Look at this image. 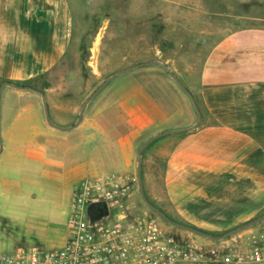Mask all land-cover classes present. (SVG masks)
<instances>
[{"label": "crops", "instance_id": "0c3cea01", "mask_svg": "<svg viewBox=\"0 0 264 264\" xmlns=\"http://www.w3.org/2000/svg\"><path fill=\"white\" fill-rule=\"evenodd\" d=\"M71 1L0 0V86L10 83L42 91L45 76L58 71L64 58L76 48ZM239 1L240 5L249 2ZM214 19V44L197 78L195 101L202 116L199 125L182 130L197 120L187 100L179 98V106L172 105L170 97L168 103L173 107H165L155 99L153 93L161 91L158 81L164 80V69L152 64L133 69L132 121L136 130L125 134L114 128V137L116 146L133 151L136 141L139 148L156 134L176 131L153 140L143 150L141 175L144 187L145 183L151 184H147L145 191H149L150 201L174 222L222 232L264 215V17L231 13L219 14ZM217 23L219 26L215 27ZM0 95L5 96L4 113L12 111L8 110L11 106L7 100L11 95L16 96L17 102L16 109L12 107L13 121L6 123L16 128L3 131L0 160L17 158L40 163V174L47 178L55 172L46 170L44 165H64L69 170L64 180L72 193L77 182L85 177L87 164L81 158L70 157L74 147L61 145L59 155V144L53 139H73L76 132H65L77 128L91 134L105 132L104 127L111 122L98 121L119 115L100 112L89 118L86 110L76 127L62 131L49 128L45 120L39 123L43 114L37 93L4 85ZM18 97L32 104L22 105ZM73 113L70 109L67 116H55L71 118ZM6 118L8 114L1 112V119ZM133 164L132 157L126 168L131 171ZM22 174L30 176L33 172L22 169ZM260 223L250 229L264 233Z\"/></svg>", "mask_w": 264, "mask_h": 264}, {"label": "rangeland", "instance_id": "374dc122", "mask_svg": "<svg viewBox=\"0 0 264 264\" xmlns=\"http://www.w3.org/2000/svg\"><path fill=\"white\" fill-rule=\"evenodd\" d=\"M239 2L72 0L74 25L77 29L76 48L64 58L58 71L45 76L41 86L42 92L48 97L45 100L51 121L54 124V121L65 122L66 125L74 124L85 100L108 77L129 66L151 61L168 65L196 99L198 73L214 44L211 33L214 30V18L219 14L231 13L264 17V0H249L247 5H240ZM218 26L219 23L215 27ZM134 70L113 79L86 107V117L89 118L100 112H112L119 117L111 120L95 119L98 122H111L104 127L105 132L91 134L89 130L80 132L77 128L65 132H76L73 139H53L52 142L59 144V155L62 154L61 145L74 147L69 155L73 160L81 158L87 164L84 168L86 178L110 174H121L130 178L131 206L142 213L143 209L151 211L150 214L162 224L163 230L171 233L174 239L185 241L203 253L215 250L228 241H242L254 236L259 238L264 234L263 230L252 231V227H249L222 240L208 239L168 225L143 203L138 191L136 172L135 151L138 149V141L134 142L135 150L130 151L129 148L116 146L114 137L117 132L114 128L125 131V134L136 130L132 121ZM163 76L164 80L160 78L158 81L162 86L161 91L153 93L155 99L160 100L163 106L171 107L179 106L176 99L181 98L187 100L191 107L190 99L167 77L165 70ZM15 97L11 95L7 99L8 106H11L8 110L13 111V106L16 109ZM170 97L173 98L172 105L168 103ZM165 99L167 104L164 103ZM19 101L27 107L32 104L26 98ZM4 104L5 96L0 95V144H3V131L7 127L16 128L13 124L6 125L13 121V112L4 113ZM70 109L75 112L71 118H56L55 113L67 116ZM40 111L43 114L38 120L41 124L45 120L43 105ZM1 112L2 115L8 114V118L1 119ZM46 126L50 125L46 123ZM44 138L48 137L45 135ZM148 149L149 147L145 152ZM132 157L134 164L129 171L126 163ZM44 167L55 172V175L50 178L42 177L40 163L17 158L0 160V252H8L16 247L55 250L63 246L71 203V186L64 180V174L69 170L64 165L59 167L46 164ZM22 169H29L33 174L26 176L22 174ZM141 180L147 200L158 208L150 201L149 191H145L147 184H151L145 183L144 187L142 175ZM251 220L238 224L237 228ZM260 224L264 226V221ZM202 231L215 236L229 232Z\"/></svg>", "mask_w": 264, "mask_h": 264}, {"label": "built area", "instance_id": "2783aa9c", "mask_svg": "<svg viewBox=\"0 0 264 264\" xmlns=\"http://www.w3.org/2000/svg\"><path fill=\"white\" fill-rule=\"evenodd\" d=\"M130 178H84L72 189L66 240L55 250L16 247L0 252V264H264V234L228 241L203 253L163 230L156 217L130 203ZM102 205L92 219L88 209Z\"/></svg>", "mask_w": 264, "mask_h": 264}, {"label": "water", "instance_id": "95a60500", "mask_svg": "<svg viewBox=\"0 0 264 264\" xmlns=\"http://www.w3.org/2000/svg\"><path fill=\"white\" fill-rule=\"evenodd\" d=\"M159 65L161 66L165 72L167 73V75L178 85V87L188 96V98L190 99L191 103H192V106L194 108V111L196 113V116H197V120L196 122L189 128H185V129H182L184 131H188V130H192V129H195L199 123H200V120H201V113H200V110L197 106V103L193 97V95L191 94V92L182 84V82L179 80V78L176 76L175 73H173L168 65L164 64V63H161L159 61H151V62H146V63H140V64H137V65H133V66H129L123 70H120L119 72L115 73V74H112L110 77H108L86 100L85 102L83 103L82 107H81V110L79 111L78 113V116H77V119L75 121L74 124H72L71 126H67V127H63V126H60V125H57V124H54L51 119H50V115H49V109H48V105L46 103V100H45V95L42 91L38 90V89H35L33 87H30V86H17V85H14V84H10V83H6V84H2L0 86V94H1V90L3 88L4 85H7V86H10V87H14V88H17V89H20V90H30L32 92H35L37 93L40 97H41V100H42V105H43V108H44V116H45V121L48 125H50L51 127H53L54 129H57V130H69L71 128H74L76 127L82 116L84 115L85 113V110H86V107L88 105V103L90 101H92L113 79H115L116 77H119L137 67H142V66H147V65ZM182 130H177V131H182ZM173 132H176V131H166V132H162V133H159V134H156L154 136H152L151 138H149L146 142H144L139 148L138 150L136 151V156H137V162H136V172H137V182H138V191H139V195L141 197V200L143 201V203L148 207L150 208L155 214H157L162 220H164L168 225L170 226H173V227H176V228H179L181 230H184V231H187V232H191V233H194V234H197V235H200L202 237H205V238H208V239H212V240H215V241H218V240H222L224 238H227L231 235H234L236 233H238L239 231H242L244 229H247L255 224H258L262 221H264V215L259 217V218H256L254 220H251L250 222H247L246 224L234 229V230H231L225 234H222L220 236H215V235H212V234H209L207 232H204L202 230H199V229H196V228H192V227H189V226H186V225H183V224H180V223H177V222H174L172 219H170L168 216H166L161 210H159L158 208H156L155 206H153L146 198L145 196V193H144V189H143V185H142V180H141V165H142V152L143 150L148 146V144L150 142H152L153 140L159 138V137H162V136H165V135H168L170 133H173ZM1 148H2V145L0 144V151H1ZM88 213L90 215V217L92 219H96L102 215L105 214V208L104 206L102 205H94V206H91L89 207L88 209Z\"/></svg>", "mask_w": 264, "mask_h": 264}, {"label": "flooded vegetation", "instance_id": "af4514ba", "mask_svg": "<svg viewBox=\"0 0 264 264\" xmlns=\"http://www.w3.org/2000/svg\"><path fill=\"white\" fill-rule=\"evenodd\" d=\"M171 234V233H170Z\"/></svg>", "mask_w": 264, "mask_h": 264}]
</instances>
